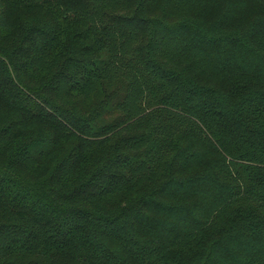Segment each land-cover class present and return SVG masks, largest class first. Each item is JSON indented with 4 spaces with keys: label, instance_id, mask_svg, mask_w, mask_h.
I'll return each instance as SVG.
<instances>
[{
    "label": "trees",
    "instance_id": "16d2710c",
    "mask_svg": "<svg viewBox=\"0 0 264 264\" xmlns=\"http://www.w3.org/2000/svg\"><path fill=\"white\" fill-rule=\"evenodd\" d=\"M258 1L0 0V264H264Z\"/></svg>",
    "mask_w": 264,
    "mask_h": 264
},
{
    "label": "rangeland",
    "instance_id": "374dc122",
    "mask_svg": "<svg viewBox=\"0 0 264 264\" xmlns=\"http://www.w3.org/2000/svg\"><path fill=\"white\" fill-rule=\"evenodd\" d=\"M258 2H263L262 0H259ZM258 6H260V5H258Z\"/></svg>",
    "mask_w": 264,
    "mask_h": 264
}]
</instances>
